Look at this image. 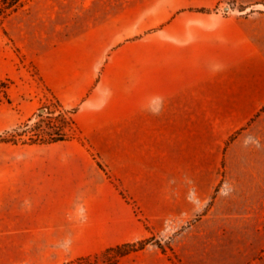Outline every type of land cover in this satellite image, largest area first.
<instances>
[{
  "label": "crops",
  "instance_id": "crops-1",
  "mask_svg": "<svg viewBox=\"0 0 264 264\" xmlns=\"http://www.w3.org/2000/svg\"><path fill=\"white\" fill-rule=\"evenodd\" d=\"M223 2L149 0L109 39L45 56L41 80L77 108L79 137L0 143V264L100 257L202 208L223 144L264 107V14ZM9 70L0 42V80ZM16 105L0 100V134L19 122ZM113 264L174 263L150 246Z\"/></svg>",
  "mask_w": 264,
  "mask_h": 264
},
{
  "label": "rangeland",
  "instance_id": "rangeland-1",
  "mask_svg": "<svg viewBox=\"0 0 264 264\" xmlns=\"http://www.w3.org/2000/svg\"><path fill=\"white\" fill-rule=\"evenodd\" d=\"M147 1L31 0L17 13L0 17V42L5 44L10 69L0 80V100L9 103L17 98L19 118L0 138L15 142L10 144L30 139L45 143L59 134L65 140L78 138L77 108L63 106L45 87L39 74L41 61L59 49L54 56L61 62L62 50L98 33L109 39L113 20L125 19ZM223 3L236 16L264 14V0ZM48 114L52 125L46 123ZM222 150L213 189L202 208L185 223L165 224L160 238L145 248L158 247L174 264H183L179 254L185 252L193 254L194 264L201 257L205 264H264V107L227 139ZM117 259L109 253L96 264H113ZM93 262L92 258L76 264Z\"/></svg>",
  "mask_w": 264,
  "mask_h": 264
},
{
  "label": "trees",
  "instance_id": "trees-1",
  "mask_svg": "<svg viewBox=\"0 0 264 264\" xmlns=\"http://www.w3.org/2000/svg\"><path fill=\"white\" fill-rule=\"evenodd\" d=\"M31 0H0V17L5 18V17H9L12 14L17 13L18 11H20L21 9H23ZM49 117L46 118V123L49 125L53 123V119L51 118L52 114H48ZM42 119V117L40 118ZM44 123V122H43ZM64 136H62L61 134L59 135H55V136H50L49 140L45 143H52V142H56V141H63ZM0 142H6V143H15L12 140H5L0 138ZM35 142H32L31 139L29 141L23 142L22 144H34ZM44 142H41L40 144H45ZM152 239H147V240H143V241H138V242H134V243H128V244H124L121 246H117L113 249L108 250L107 252H105L103 255L109 254V253H115L117 258L119 257H123L126 256L130 253L139 251L144 249L146 246H148L149 244L152 243ZM99 257H93L94 262L93 264H96V260ZM92 259V258H90ZM88 259H80V260H76L73 262H69L66 264H76V262H84Z\"/></svg>",
  "mask_w": 264,
  "mask_h": 264
},
{
  "label": "water",
  "instance_id": "water-1",
  "mask_svg": "<svg viewBox=\"0 0 264 264\" xmlns=\"http://www.w3.org/2000/svg\"><path fill=\"white\" fill-rule=\"evenodd\" d=\"M224 11H226V12H230V9L229 8H224Z\"/></svg>",
  "mask_w": 264,
  "mask_h": 264
}]
</instances>
